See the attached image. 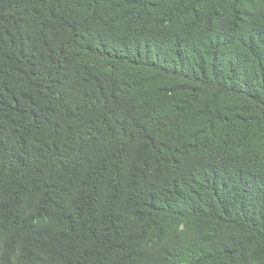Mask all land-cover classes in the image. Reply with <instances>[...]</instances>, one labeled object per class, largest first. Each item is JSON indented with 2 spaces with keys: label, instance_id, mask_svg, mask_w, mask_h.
Segmentation results:
<instances>
[{
  "label": "trees",
  "instance_id": "obj_1",
  "mask_svg": "<svg viewBox=\"0 0 264 264\" xmlns=\"http://www.w3.org/2000/svg\"><path fill=\"white\" fill-rule=\"evenodd\" d=\"M0 264H264V0H0Z\"/></svg>",
  "mask_w": 264,
  "mask_h": 264
}]
</instances>
